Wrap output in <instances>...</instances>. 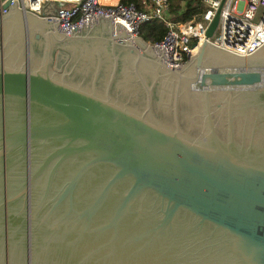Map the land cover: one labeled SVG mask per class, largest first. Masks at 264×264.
I'll use <instances>...</instances> for the list:
<instances>
[{"label":"water","instance_id":"water-1","mask_svg":"<svg viewBox=\"0 0 264 264\" xmlns=\"http://www.w3.org/2000/svg\"><path fill=\"white\" fill-rule=\"evenodd\" d=\"M135 15L0 11V256L264 264V44L172 66Z\"/></svg>","mask_w":264,"mask_h":264},{"label":"built area","instance_id":"built-area-1","mask_svg":"<svg viewBox=\"0 0 264 264\" xmlns=\"http://www.w3.org/2000/svg\"><path fill=\"white\" fill-rule=\"evenodd\" d=\"M15 0H0V11L7 12ZM204 7L191 18L176 23L173 19L170 0H143L144 6L122 0H17L21 9L46 18H64L60 23L68 33L78 25L92 20L100 13L114 16L123 10L135 15L131 32L140 35V27L147 21L158 18L169 29L158 41H151L156 51V44L164 45L168 56L163 60L172 66L182 65L199 46L208 40L211 43L238 53L249 55L264 44V0H225L219 23L212 36H207V29L213 20L222 0H201Z\"/></svg>","mask_w":264,"mask_h":264},{"label":"trees","instance_id":"trees-1","mask_svg":"<svg viewBox=\"0 0 264 264\" xmlns=\"http://www.w3.org/2000/svg\"><path fill=\"white\" fill-rule=\"evenodd\" d=\"M122 1L134 2L140 8L144 6L143 0ZM181 1L182 0H170V12H175L173 19L176 23L191 18L196 12L200 11L204 7L201 0H183V6L180 5ZM168 29V25H166L162 20L158 18H153L140 27V33L148 40L158 41L164 37Z\"/></svg>","mask_w":264,"mask_h":264},{"label":"rangeland","instance_id":"rangeland-1","mask_svg":"<svg viewBox=\"0 0 264 264\" xmlns=\"http://www.w3.org/2000/svg\"><path fill=\"white\" fill-rule=\"evenodd\" d=\"M180 5L181 6L184 5V1L183 0L180 2ZM174 15H175V12H172V16L173 17H174ZM0 264H17V263H15V262H13V261H11V260L3 257V256H0Z\"/></svg>","mask_w":264,"mask_h":264},{"label":"bare ground","instance_id":"bare-ground-1","mask_svg":"<svg viewBox=\"0 0 264 264\" xmlns=\"http://www.w3.org/2000/svg\"><path fill=\"white\" fill-rule=\"evenodd\" d=\"M110 1H113L114 2V1H117V0H110Z\"/></svg>","mask_w":264,"mask_h":264}]
</instances>
